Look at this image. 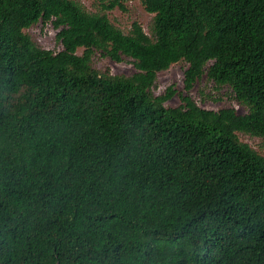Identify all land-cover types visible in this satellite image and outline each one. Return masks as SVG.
I'll return each mask as SVG.
<instances>
[{
	"label": "trees",
	"instance_id": "16d2710c",
	"mask_svg": "<svg viewBox=\"0 0 264 264\" xmlns=\"http://www.w3.org/2000/svg\"><path fill=\"white\" fill-rule=\"evenodd\" d=\"M142 3L150 34L0 0V264H264V156L236 134L264 139V0ZM38 21L61 50L24 32ZM95 50L136 72H97ZM180 61L187 91L205 74L247 111L165 106L151 88Z\"/></svg>",
	"mask_w": 264,
	"mask_h": 264
},
{
	"label": "rangeland",
	"instance_id": "374dc122",
	"mask_svg": "<svg viewBox=\"0 0 264 264\" xmlns=\"http://www.w3.org/2000/svg\"><path fill=\"white\" fill-rule=\"evenodd\" d=\"M90 12H104L108 19L123 32H128L131 24L139 23L143 30L150 34L153 14L145 10L143 0H127L123 8L103 9L107 0H76ZM58 29L50 22L38 21L29 28L24 29L35 44L52 51L61 50L62 44L56 38ZM83 48L77 49L81 54ZM187 64L183 61L171 64L167 69L156 74L155 82L151 88L154 96L164 95L169 87L175 90V94L164 102L165 106H177L181 103L180 95L189 96L197 105L206 109L218 110L224 107H233L238 113L247 111V107L237 101L234 93L227 85L217 86L209 80L205 74L199 78L190 90L184 87V70ZM91 67L99 73L108 72L112 75L130 76L136 69L131 58H123L121 61H113L100 51H94L91 56ZM239 140L249 144L254 150L264 156V139L244 132L236 133Z\"/></svg>",
	"mask_w": 264,
	"mask_h": 264
}]
</instances>
